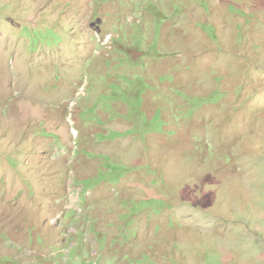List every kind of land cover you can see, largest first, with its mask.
<instances>
[{"label":"rangeland","instance_id":"rangeland-1","mask_svg":"<svg viewBox=\"0 0 264 264\" xmlns=\"http://www.w3.org/2000/svg\"><path fill=\"white\" fill-rule=\"evenodd\" d=\"M0 264H264V0H0Z\"/></svg>","mask_w":264,"mask_h":264}]
</instances>
